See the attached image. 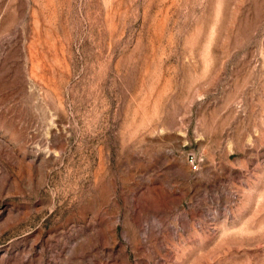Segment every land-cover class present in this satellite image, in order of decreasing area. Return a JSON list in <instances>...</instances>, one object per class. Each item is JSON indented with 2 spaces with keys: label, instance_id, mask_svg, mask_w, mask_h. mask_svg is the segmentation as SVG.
Masks as SVG:
<instances>
[{
  "label": "rangeland",
  "instance_id": "374dc122",
  "mask_svg": "<svg viewBox=\"0 0 264 264\" xmlns=\"http://www.w3.org/2000/svg\"><path fill=\"white\" fill-rule=\"evenodd\" d=\"M0 264H264V0H0Z\"/></svg>",
  "mask_w": 264,
  "mask_h": 264
},
{
  "label": "built area",
  "instance_id": "2783aa9c",
  "mask_svg": "<svg viewBox=\"0 0 264 264\" xmlns=\"http://www.w3.org/2000/svg\"><path fill=\"white\" fill-rule=\"evenodd\" d=\"M190 162H191L192 168H193L194 170H197V169H198V164H197V162L194 161V160H191Z\"/></svg>",
  "mask_w": 264,
  "mask_h": 264
}]
</instances>
